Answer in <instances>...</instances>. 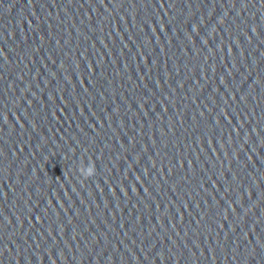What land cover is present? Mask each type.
<instances>
[{
	"label": "clouds",
	"instance_id": "clouds-1",
	"mask_svg": "<svg viewBox=\"0 0 264 264\" xmlns=\"http://www.w3.org/2000/svg\"><path fill=\"white\" fill-rule=\"evenodd\" d=\"M79 172L85 179L92 177L96 172L95 164L93 163L86 171L84 169H79Z\"/></svg>",
	"mask_w": 264,
	"mask_h": 264
}]
</instances>
